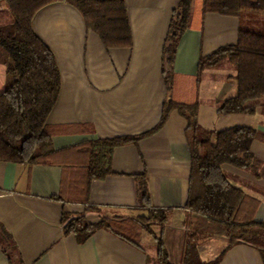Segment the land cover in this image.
<instances>
[{"label": "crops", "instance_id": "crops-1", "mask_svg": "<svg viewBox=\"0 0 264 264\" xmlns=\"http://www.w3.org/2000/svg\"><path fill=\"white\" fill-rule=\"evenodd\" d=\"M180 0H125L132 33L130 46L106 47L88 28L78 8L61 1L42 8L33 19L36 33L54 52L61 90L48 118L54 154L45 163L0 160V228L16 246L14 264H147L156 255L155 238L144 232L141 245L101 228L80 242L66 229V218L86 215L134 217L167 210L160 229L172 264H182L189 231L186 208L191 183L188 121L177 109L160 125L168 100L197 104L201 128H255L254 159L247 167L223 165L230 182L246 194L242 213L264 222V99L254 113L222 114L219 106L238 92L236 70L228 63L200 71L199 61L216 49L237 44L240 20L206 12L193 1L189 28L179 40L166 81L164 48ZM6 0H0L4 9ZM4 66L0 65L3 83ZM1 87V86H0ZM136 137L114 148L111 172L90 179V145L98 139ZM144 179L150 209L139 207ZM255 203L254 209L253 204ZM229 246L225 237L202 242L199 254L218 264H264L247 243ZM0 264H13L0 247Z\"/></svg>", "mask_w": 264, "mask_h": 264}, {"label": "trees", "instance_id": "trees-1", "mask_svg": "<svg viewBox=\"0 0 264 264\" xmlns=\"http://www.w3.org/2000/svg\"><path fill=\"white\" fill-rule=\"evenodd\" d=\"M66 1L80 10L88 28L97 32L105 46L132 44V33L125 0H6L0 9V65L5 68L0 91V160L37 164L47 162L55 149L48 118L61 90V73L51 48L36 33L35 15L45 6ZM194 0H180L172 17L164 48L165 72L171 87V69L179 40L187 28ZM206 12L236 16L240 20L237 44L223 46L202 56L199 69L218 67L226 62L236 70L238 92L219 106L222 114L254 113L264 99V0H203ZM260 22L258 30L253 29ZM177 109L188 121L191 149V183L186 208L189 231L184 241L182 264H218L222 255L205 262L198 247L208 238L220 236L229 246L247 243L260 250L264 259V222L252 214L242 213L246 201L244 191L232 184L223 165L249 166L253 159L252 144L259 132L252 127L234 126L223 130H207L197 121V104H181L168 100L160 125L168 113ZM136 137H115L91 142L90 179L103 178L111 172L110 159L114 148ZM139 207L150 209L147 183L138 185ZM255 203L253 204L254 209ZM167 210H160L158 224L163 228ZM149 215L104 217L90 223L82 214L66 218V229L80 242L95 231L108 229L122 238L141 245L144 232L156 242V255L147 264H172L163 239L151 232ZM0 247L15 263L16 246L1 227Z\"/></svg>", "mask_w": 264, "mask_h": 264}, {"label": "rangeland", "instance_id": "rangeland-1", "mask_svg": "<svg viewBox=\"0 0 264 264\" xmlns=\"http://www.w3.org/2000/svg\"><path fill=\"white\" fill-rule=\"evenodd\" d=\"M263 19H264V17H263ZM253 29H255V30H258L259 28H260V22H258V24L256 23L255 24V27H252ZM228 64L227 65H230V67H231V64H230V62H227ZM0 91L2 90V88H3V83L2 82H0ZM148 215L151 217V220H149V221H147L148 222V225H149V227H150V230H151V232H153L154 234H157V235H159V233H160V229H161V225L160 224H158V219H154L153 217H152V214L151 213H148Z\"/></svg>", "mask_w": 264, "mask_h": 264}]
</instances>
